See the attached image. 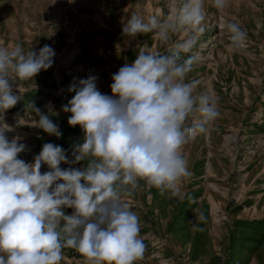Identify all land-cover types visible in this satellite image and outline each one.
I'll list each match as a JSON object with an SVG mask.
<instances>
[{"label": "rangeland", "instance_id": "374dc122", "mask_svg": "<svg viewBox=\"0 0 264 264\" xmlns=\"http://www.w3.org/2000/svg\"><path fill=\"white\" fill-rule=\"evenodd\" d=\"M131 12L166 16L169 0H0V46L38 51L49 45L55 52L48 69L12 82L21 100L0 116L13 129L6 137H19L26 146L18 158L33 162L51 142L72 159L85 133L62 110L75 95L70 85L96 76L98 90L112 95L113 74L131 64L140 47L165 51L152 33L135 38L122 33ZM205 15L206 31L194 49L198 60L187 79L199 82L197 93L218 100L220 115L182 149L190 173L181 183L183 199L144 180L123 196L139 217L146 245L136 264H264V0H231L222 12L206 0ZM227 22L247 31L245 51L230 50L229 35L219 28ZM29 104L49 115L59 137L32 126L38 116ZM48 170L42 164L41 172ZM61 264L89 261L65 247Z\"/></svg>", "mask_w": 264, "mask_h": 264}, {"label": "clouds", "instance_id": "9594fccd", "mask_svg": "<svg viewBox=\"0 0 264 264\" xmlns=\"http://www.w3.org/2000/svg\"><path fill=\"white\" fill-rule=\"evenodd\" d=\"M210 2L222 12L231 0ZM205 3L169 0L166 16L131 12L122 33L132 38L152 33L165 51L140 47L136 59L113 74L112 95L98 90L96 76L70 85L75 95L62 110L71 113L68 123L85 133L72 159L49 142L33 162H25L18 158L25 144L19 137L9 140L5 133L13 129L0 121V264H61L65 247L89 264H136L143 258L139 217L123 196L144 180L183 199L181 183L190 173L182 149L220 115L218 100L197 93L199 82L187 79L206 31ZM219 28L228 33L231 51L246 50L248 33L239 22ZM54 55L49 45L38 51L0 46L2 118L21 100L12 82L32 80L52 65ZM28 107L38 116L33 127L61 135L48 114ZM80 161H87L86 167H60ZM42 164L49 170L42 173ZM66 208L74 211L66 214Z\"/></svg>", "mask_w": 264, "mask_h": 264}]
</instances>
